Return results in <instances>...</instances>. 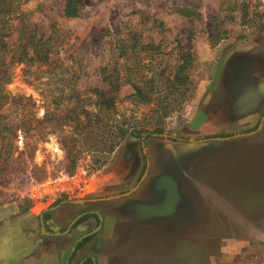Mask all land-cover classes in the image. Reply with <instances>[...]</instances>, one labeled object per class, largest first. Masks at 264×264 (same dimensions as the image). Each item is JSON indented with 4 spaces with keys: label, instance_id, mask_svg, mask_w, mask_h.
<instances>
[{
    "label": "rangeland",
    "instance_id": "rangeland-1",
    "mask_svg": "<svg viewBox=\"0 0 264 264\" xmlns=\"http://www.w3.org/2000/svg\"><path fill=\"white\" fill-rule=\"evenodd\" d=\"M64 5L16 0L0 19V205L58 206L59 226L96 211L79 231L97 230L107 264H264V0ZM29 34L47 58L17 61ZM188 53L171 114L132 99L130 67L172 77ZM123 121L162 130L146 159L140 139L114 146Z\"/></svg>",
    "mask_w": 264,
    "mask_h": 264
},
{
    "label": "crops",
    "instance_id": "crops-1",
    "mask_svg": "<svg viewBox=\"0 0 264 264\" xmlns=\"http://www.w3.org/2000/svg\"><path fill=\"white\" fill-rule=\"evenodd\" d=\"M59 210L57 206L36 213L25 203L14 201L0 205V264H82L88 255L93 262L107 264L102 261L106 259L101 254V246L94 245L93 241L76 251V244L88 235L86 231H79L81 225L92 220L89 218L74 226L83 214L74 215L67 222L61 221L60 227ZM53 221L54 227L50 225Z\"/></svg>",
    "mask_w": 264,
    "mask_h": 264
},
{
    "label": "trees",
    "instance_id": "trees-1",
    "mask_svg": "<svg viewBox=\"0 0 264 264\" xmlns=\"http://www.w3.org/2000/svg\"><path fill=\"white\" fill-rule=\"evenodd\" d=\"M16 0H0V19L3 17H8V13H11V10H13L14 3ZM83 7V0H65L64 5V15L68 18H74L78 17L81 9ZM0 42H3L2 37H0ZM6 44V43H5ZM43 43L41 41H38L36 37L33 34H29L25 39V46H23L21 53L18 57L17 61H22L24 59L26 60H42L44 58L48 57V53H43ZM33 48V49H32ZM131 53L128 55L133 56L135 52V46H132ZM125 53L122 51L121 55L126 56ZM190 54H186L185 58L182 60V62L178 63L174 66L175 73L172 77L168 76L166 78L161 79V73H155L154 77L152 79H145L142 81V78L144 77L143 73L137 69L135 65L129 68V72L126 75V82L129 83L134 90V93L131 95L132 99L138 102H144L149 103L150 101H163L165 104L163 107V111L159 113V118H163L164 116H167L172 113L174 110V107L177 106V104H182V100L184 101L186 98V92L189 90L191 86V80L189 76V70L192 67L191 63L189 61ZM158 78L156 79V77ZM159 83V85L157 84ZM155 84V85H154ZM164 85V87L162 86ZM162 87L164 89H162ZM158 88L159 93H156L154 90ZM166 90V92H165ZM162 92V93H161ZM164 92V93H163ZM157 94L162 96L163 100H161V97H158ZM163 94V95H162ZM178 96H180V100L178 99ZM0 97V101H3V98ZM101 102H98V104ZM173 103V104H171ZM101 105V104H100ZM158 106V105H157ZM102 109L104 110V114L106 117H110L115 113L114 105L107 104L106 101L102 103V107H100L99 112L102 113ZM118 127V142L115 143L114 146L119 144L120 142L125 141L129 136L131 138H137L140 139V144L142 148V153L144 158L146 159V152L145 149V141L149 137H159L162 136V130L160 128H154V129H140L136 127L129 128V125H126V122L123 121L117 125ZM187 141V139H182ZM112 146L110 150L114 147ZM49 216V213L46 214V217ZM89 216H95V214H88L84 216L81 220L89 217ZM90 237L85 238L82 240L77 248H81ZM83 264H94L92 257L87 256L85 259V262Z\"/></svg>",
    "mask_w": 264,
    "mask_h": 264
},
{
    "label": "flooded vegetation",
    "instance_id": "flooded-vegetation-1",
    "mask_svg": "<svg viewBox=\"0 0 264 264\" xmlns=\"http://www.w3.org/2000/svg\"><path fill=\"white\" fill-rule=\"evenodd\" d=\"M145 142H146V141H145ZM146 154H147V153H146ZM146 156H147V155H146ZM82 214H83V216L76 220V222L74 223V226L77 225V224H79L80 222L82 223L84 220L90 218L91 220H94V221L97 222V224H98V227H97V228H99V226L101 225V223H102V221H103V216H102L101 214L97 213V212L94 211V210H90V211H88V212H86V213H82ZM88 214H95V216H89V217H87V218L81 220L84 216H86V215H88ZM96 231H97V230H95V231H91V232L89 231L88 235H86L85 237H82V239L76 244V251L79 250V248H77V247H78V244H79L82 240H84L85 238L90 237V239H89L87 242L92 241L93 238L96 236V234H95ZM94 234H95V235H94ZM87 242H86V243H87ZM88 256H90V255H88ZM86 257H87V256H86ZM86 257H85V259H86ZM91 257H92V256H91ZM85 259H84V261L82 262V264L85 262ZM94 264H98V262L96 261V262H94Z\"/></svg>",
    "mask_w": 264,
    "mask_h": 264
},
{
    "label": "water",
    "instance_id": "water-1",
    "mask_svg": "<svg viewBox=\"0 0 264 264\" xmlns=\"http://www.w3.org/2000/svg\"><path fill=\"white\" fill-rule=\"evenodd\" d=\"M261 128H262V126L258 127V129H261ZM225 139L228 140V138H218L217 140L223 141ZM172 210H173V206H172V204H169V207L168 208L166 207V209H165V214L171 213Z\"/></svg>",
    "mask_w": 264,
    "mask_h": 264
}]
</instances>
